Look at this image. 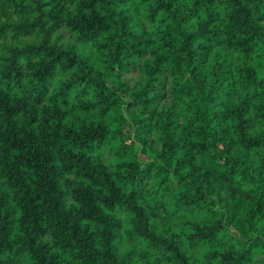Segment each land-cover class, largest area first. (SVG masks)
I'll list each match as a JSON object with an SVG mask.
<instances>
[{
	"label": "trees",
	"instance_id": "obj_1",
	"mask_svg": "<svg viewBox=\"0 0 264 264\" xmlns=\"http://www.w3.org/2000/svg\"><path fill=\"white\" fill-rule=\"evenodd\" d=\"M0 264H264V0H0Z\"/></svg>",
	"mask_w": 264,
	"mask_h": 264
}]
</instances>
